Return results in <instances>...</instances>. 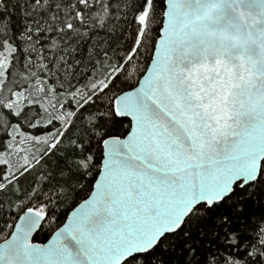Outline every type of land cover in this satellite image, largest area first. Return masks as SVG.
Here are the masks:
<instances>
[{
	"label": "snow or ice",
	"instance_id": "1",
	"mask_svg": "<svg viewBox=\"0 0 264 264\" xmlns=\"http://www.w3.org/2000/svg\"><path fill=\"white\" fill-rule=\"evenodd\" d=\"M0 264H264V0H0Z\"/></svg>",
	"mask_w": 264,
	"mask_h": 264
}]
</instances>
